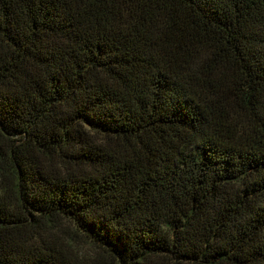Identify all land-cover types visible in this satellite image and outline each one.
<instances>
[{"label":"trees","instance_id":"16d2710c","mask_svg":"<svg viewBox=\"0 0 264 264\" xmlns=\"http://www.w3.org/2000/svg\"><path fill=\"white\" fill-rule=\"evenodd\" d=\"M0 264H264V0H0Z\"/></svg>","mask_w":264,"mask_h":264},{"label":"rangeland","instance_id":"374dc122","mask_svg":"<svg viewBox=\"0 0 264 264\" xmlns=\"http://www.w3.org/2000/svg\"><path fill=\"white\" fill-rule=\"evenodd\" d=\"M79 249L80 251H82L83 253L89 254L91 249L89 246L87 245H79Z\"/></svg>","mask_w":264,"mask_h":264}]
</instances>
